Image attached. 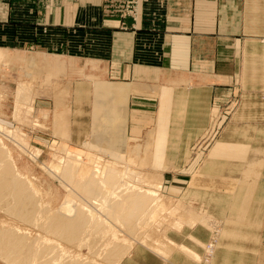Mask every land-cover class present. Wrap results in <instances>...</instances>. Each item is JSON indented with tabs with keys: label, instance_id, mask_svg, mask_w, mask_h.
Segmentation results:
<instances>
[{
	"label": "crops",
	"instance_id": "crops-1",
	"mask_svg": "<svg viewBox=\"0 0 264 264\" xmlns=\"http://www.w3.org/2000/svg\"><path fill=\"white\" fill-rule=\"evenodd\" d=\"M122 3L0 0V29L23 17V43L85 60L91 79H76L67 99L70 142L119 151L162 129L161 161L178 170L165 181L199 176L189 191L226 223L212 264H264V0H140L137 20ZM96 112L109 126L100 142ZM200 229L171 239L199 257Z\"/></svg>",
	"mask_w": 264,
	"mask_h": 264
},
{
	"label": "rangeland",
	"instance_id": "rangeland-1",
	"mask_svg": "<svg viewBox=\"0 0 264 264\" xmlns=\"http://www.w3.org/2000/svg\"><path fill=\"white\" fill-rule=\"evenodd\" d=\"M107 2L111 6V4H117L118 0H107ZM15 4L18 7L19 3L15 2ZM139 4L140 0H134L132 8L135 12L125 14L126 11L122 7L120 14L135 17L137 20ZM20 7L23 8L22 5ZM9 23L11 25L5 28L6 32L0 29V147L7 151L6 159L14 164L19 173L26 174L32 180L33 187L39 190L35 193V197L38 200L41 219L38 218L35 223L28 225L11 218L3 209V211L0 209V226L17 227L29 242L37 246L42 243L51 245V241L40 239L45 236L42 224L47 220L46 216L56 214L61 203L66 201L64 199L73 201V189L77 188V185H74L77 182L65 184L57 179L55 171L61 172L63 166L77 164L79 167L74 169V174L78 181H84L93 176L100 181L104 177H96V173L93 172L96 167L104 168V170L115 167L124 174L122 182L124 188L127 186L126 188L129 189L124 193L131 192L133 188L143 191L151 188L155 193V197L154 194L150 197L153 201L155 199L156 214L152 209L155 217L152 216L150 219L152 221L147 232L142 234L143 228H141L132 235L123 225L116 224L115 218L111 221H107L104 217L95 218L98 221V224H95L97 229L95 226L90 228L96 231L91 230L90 234L93 235L88 237L84 245L78 248L61 245V249L65 251L61 250L60 254L63 259H66H62V262L78 260L85 263L87 260L91 264H107L94 253L98 252V248L101 249V244H105L113 237L111 236L113 233H116L114 239L121 244H127L129 248L116 264L120 262L122 264H165L164 262L171 259L177 264H212L219 246L223 244L221 239L226 223L223 222L222 216L212 215L210 209L198 202L195 192L189 191L191 184L200 181L199 176L193 177L192 180L190 176L184 175L180 176V179H174V182L165 181L166 171L178 170L172 163L168 166L161 161L163 160L161 156H164V151L160 149L163 130H155L157 137L154 135L149 137L147 132L138 137L132 136L128 140L126 149L119 151L96 144L93 140L77 144L70 142L68 127L71 104L69 102L68 105L67 99L70 97L71 101V87L76 79H91L89 74L82 76L85 60L80 62V59L68 56L61 59L54 54H61L62 50L36 49L30 43H23V17H15V20ZM261 41L264 44V38ZM57 59L61 60L60 66ZM97 66L98 69L94 73L98 74V77L106 78V73L102 71L104 66L101 63ZM67 73H70L73 81L66 80ZM85 74H87L86 71ZM69 92L70 96H68ZM103 114L95 113V124L98 128L95 137L98 142L109 135L107 117ZM45 115L49 118H44ZM107 116L110 120V116ZM155 148L156 158L153 161ZM174 152L172 151L173 154ZM105 167L108 168L105 169ZM211 178V176L207 177V181L210 186H213L210 182ZM103 186L101 185L100 190L101 188L105 190ZM175 186H183L185 191L183 193L171 191L179 190ZM207 195L211 196V193L205 192V196ZM109 196L112 197L111 194ZM197 214H200L198 219ZM194 227L201 228V231L203 229L205 235V239L200 243L199 257L194 256L187 245L171 239L172 237L182 238L184 232ZM95 233L98 235L95 236ZM93 241L96 244L91 246ZM210 247L212 250H208ZM68 256L70 259H67ZM185 256H190L191 260H187ZM161 260L164 262L162 263Z\"/></svg>",
	"mask_w": 264,
	"mask_h": 264
},
{
	"label": "bare ground",
	"instance_id": "bare-ground-1",
	"mask_svg": "<svg viewBox=\"0 0 264 264\" xmlns=\"http://www.w3.org/2000/svg\"><path fill=\"white\" fill-rule=\"evenodd\" d=\"M44 118L48 119L49 116L45 115ZM6 156H8L7 151L0 147V209H3L8 216L21 223L33 224L38 220L40 214L38 200L35 197V193H38L39 190L33 187L32 180L26 174L18 172L14 164L6 159ZM65 166H63L61 172L60 170L55 171V176L65 184L77 182L74 184L77 185V188L73 189V201L64 199L66 201L61 203L56 214L46 216L48 218L42 224L45 236L40 239L51 241V245L40 243L41 245L37 246L29 242L17 227L0 226V262H3V264H91L87 260L85 263L84 261H75V256L73 259L75 262H62L63 257L60 251H65V249H61V245L78 248L86 243L88 237L93 235L90 234L92 230L90 228H94L95 224H98L95 218L98 219L99 217H104L107 221L115 218L117 220L116 224L123 225L127 228V232L132 235L141 228H143L142 234L147 232V228L152 221L150 219L154 215L152 209L157 207L154 205L155 199L153 201L150 197L152 194L155 197V193L151 188L144 191L133 188L131 192L124 193L125 190L129 189L126 188L127 186L124 188L122 182L124 174L120 173V169L115 167L107 169L108 167H105L107 170H104V168L96 167L93 172L96 173V177L101 178L103 176L102 180L99 181L93 176L94 179L92 177L84 181H78L74 172L75 168L79 166L77 164ZM101 185H104L105 190L104 188L100 190ZM74 194H77L76 198ZM110 194L112 197H108ZM154 210L156 214V209ZM96 229L92 231L95 232ZM95 234V236L98 235ZM115 234L113 233L111 235L113 237L105 244H101V249L98 248V252L94 253L107 264L118 263L122 255L129 249L127 244H121L114 239ZM93 239L95 240V238ZM95 244L94 242L91 246ZM91 246L89 245V247ZM211 247L208 250H212Z\"/></svg>",
	"mask_w": 264,
	"mask_h": 264
},
{
	"label": "built area",
	"instance_id": "built-area-1",
	"mask_svg": "<svg viewBox=\"0 0 264 264\" xmlns=\"http://www.w3.org/2000/svg\"><path fill=\"white\" fill-rule=\"evenodd\" d=\"M132 3H134V0H123L122 6H123L124 11H126L125 14H130V12L131 13L135 12L134 8H132Z\"/></svg>",
	"mask_w": 264,
	"mask_h": 264
}]
</instances>
